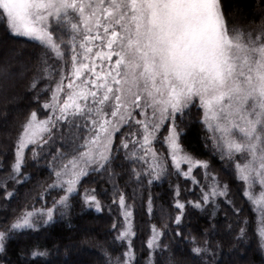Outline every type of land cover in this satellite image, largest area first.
<instances>
[{"label": "snow or ice", "instance_id": "obj_1", "mask_svg": "<svg viewBox=\"0 0 264 264\" xmlns=\"http://www.w3.org/2000/svg\"><path fill=\"white\" fill-rule=\"evenodd\" d=\"M0 24L43 50L28 85L39 107L20 126L12 161L0 158L5 171L0 190L10 202L16 186L31 180L24 169L30 163L39 169L43 160L51 182L39 199L57 193L50 207L33 203L3 226L0 256L7 255L12 235L51 226L57 214L67 218L78 198L82 213L118 210L113 244L124 251L113 257L103 249L106 264H135L136 201L151 218V189L175 176L198 186L199 196L182 199L180 184L169 180L176 215L169 217L171 223L150 226L148 264H156V253L170 252L164 237L172 225L173 236L191 245V264H219L221 241L213 238L220 233L221 203L237 217L243 210L230 198V185L210 171L209 161L182 145L194 108L212 155L243 184L264 250V21L247 31L229 27L222 0H0ZM0 73L16 75L7 65ZM0 155L6 158L7 152ZM116 167L127 177L123 186ZM86 178L111 185L109 205L102 200L109 189L83 187ZM189 208L208 214L201 237L183 232ZM247 223L236 240L246 237ZM232 229L228 224L226 231ZM23 255L36 261L49 252L34 247ZM167 264H173L171 253Z\"/></svg>", "mask_w": 264, "mask_h": 264}, {"label": "trees", "instance_id": "obj_2", "mask_svg": "<svg viewBox=\"0 0 264 264\" xmlns=\"http://www.w3.org/2000/svg\"><path fill=\"white\" fill-rule=\"evenodd\" d=\"M224 12L229 22V27H236L243 30L258 28L264 21V0H222ZM42 49L35 42L27 41L21 37L11 36L0 24V68L10 66L12 77H5L0 73V154L7 152L6 158H0L10 163L13 159L14 142L19 133L20 126L26 121L29 113L39 107L35 101V92L29 90V83L39 66V59ZM45 82H41L39 88H43ZM38 90V89H37ZM47 99V95L41 97V102ZM192 123L186 129V134L182 138L183 147L197 158L207 160L210 163V171L216 173L222 182L230 185V198L237 208L243 211L237 217L230 211V206L221 203L217 219L219 221L220 233L214 240L221 241V248L218 252L219 264H264V256L257 239L255 231V213L252 206L242 194L241 182H237L231 170L225 172L218 156L212 155L211 142L206 140L207 133L203 131L199 121V112L196 108L191 113ZM208 147H205V144ZM30 156V154L28 153ZM45 161H40V168L37 169L29 164L24 169L30 173L31 180L23 185L16 186L15 198L10 202L4 199L3 191L0 190V230L7 223L20 213L25 207L31 208L35 203L36 208L47 203L50 207L52 199L57 193L53 192L40 200V193L47 183L51 182L49 172L44 166ZM117 181L121 186L127 179L122 174L119 167L115 168ZM5 175L4 170H0V180ZM169 180L172 184H180L182 189V199H196L199 196L197 187H187L183 178L171 176L165 179L162 184H157L151 189L155 198V215L149 218L147 213L140 207V201H136V212L134 217V227L136 235L133 239V247L136 254L135 264H146L149 250L146 247L147 237L150 234L152 224L161 227L164 223H171L169 217L176 215V210L171 207L172 191L169 188ZM83 187H98L100 190L109 189L107 195L102 196L105 205L111 203V185L98 182L92 183L91 178H86ZM83 187L81 191H83ZM8 189L13 190V184L9 182ZM193 189V191H185ZM131 194V188L128 189ZM148 191L145 189L144 196ZM131 203V200L129 201ZM70 215L61 218L56 215L55 222L48 227H43L39 231L22 230L11 236L7 242V255L0 256V264H106V257L103 249H107L113 257L120 255L123 247L113 244V237L116 235L112 231L113 220L121 222L118 210L113 207L109 211L105 207L101 213L94 210L81 212L79 199L74 202ZM228 210L227 216L225 215ZM247 220L246 237L236 240V233L243 221ZM232 224L231 233L226 231L227 225ZM208 224V214L188 209V213L183 221V232L185 235L191 234L201 237ZM175 225L164 237V243L169 245L170 252H165L162 256L156 253L154 259L156 264H167V259L171 253L173 264H191L188 249L191 245L182 242L180 238L174 237ZM47 250L49 256L46 259L32 261L26 254L32 248Z\"/></svg>", "mask_w": 264, "mask_h": 264}, {"label": "rangeland", "instance_id": "obj_3", "mask_svg": "<svg viewBox=\"0 0 264 264\" xmlns=\"http://www.w3.org/2000/svg\"><path fill=\"white\" fill-rule=\"evenodd\" d=\"M42 112H43V110H41V113H42ZM166 134H167V130L165 129L164 132H163V134H162L161 137H160V140H161V141L163 140V136L166 135ZM156 147H157L160 151H162V152H164V153L166 154V151H167V150H166V148H164V147L162 146V144H157ZM29 154L31 155L30 152H29ZM196 176H197L198 179L203 180L202 174H201L200 172H197V173H196ZM186 184H188L187 187H190V188H192V187H197V188H198V191H200L199 187H198V186H194V185H192L190 181L187 182ZM241 190H242V194H243V184H242V183H241ZM257 191H259V189H257ZM255 231H256V234H257V217H256V214H255ZM147 239H148V237H147ZM257 239H258V243L260 244V240H259L258 235H257ZM261 251H262V254H263V256H264V250H261ZM148 257H149V253H148V256H147V258H146V260H147V263H146V264H148Z\"/></svg>", "mask_w": 264, "mask_h": 264}]
</instances>
